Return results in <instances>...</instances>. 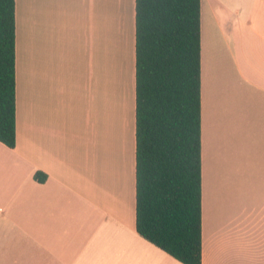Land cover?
I'll return each mask as SVG.
<instances>
[{
  "label": "crops",
  "instance_id": "crops-1",
  "mask_svg": "<svg viewBox=\"0 0 264 264\" xmlns=\"http://www.w3.org/2000/svg\"><path fill=\"white\" fill-rule=\"evenodd\" d=\"M240 3L200 0L201 264H264V35ZM14 20L0 264H181L135 230V0H14Z\"/></svg>",
  "mask_w": 264,
  "mask_h": 264
},
{
  "label": "trees",
  "instance_id": "trees-1",
  "mask_svg": "<svg viewBox=\"0 0 264 264\" xmlns=\"http://www.w3.org/2000/svg\"><path fill=\"white\" fill-rule=\"evenodd\" d=\"M200 88V0H135V230L181 264H201ZM0 143L16 144L14 0H0Z\"/></svg>",
  "mask_w": 264,
  "mask_h": 264
},
{
  "label": "rangeland",
  "instance_id": "rangeland-1",
  "mask_svg": "<svg viewBox=\"0 0 264 264\" xmlns=\"http://www.w3.org/2000/svg\"><path fill=\"white\" fill-rule=\"evenodd\" d=\"M241 0H237L236 6L240 5ZM254 1V13H253V20L252 24L254 29H256L258 32H260L262 35H264V0H253ZM263 22V23H262ZM245 38H247L248 41L255 40V35L253 33H248L246 32L244 35ZM248 41H246L248 43ZM221 52L223 53V57L221 59L223 60V63H229L227 61L230 57L229 54L224 51L223 48H221ZM252 62V61H251ZM253 63V62H252ZM248 62L245 60H240L239 66L243 74H246V67H247ZM110 66V65H109ZM235 78V77H234ZM218 83L214 81L215 85H220L222 87H228L232 86L235 82L233 77L229 73V65H228V73H224L221 78H217ZM210 152V150H209ZM201 173H202V203L204 199V173H205V146H204V141L202 140V157H201ZM210 173H212V170L210 169Z\"/></svg>",
  "mask_w": 264,
  "mask_h": 264
}]
</instances>
